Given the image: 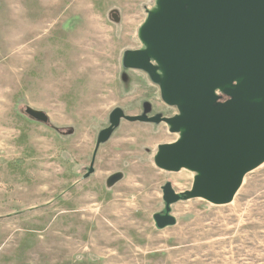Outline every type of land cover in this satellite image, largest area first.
Segmentation results:
<instances>
[{"label":"rangeland","instance_id":"1","mask_svg":"<svg viewBox=\"0 0 264 264\" xmlns=\"http://www.w3.org/2000/svg\"><path fill=\"white\" fill-rule=\"evenodd\" d=\"M157 7L158 0H0V162L40 187L52 183L53 164L44 161L57 157L72 179L62 176L61 189L74 182L61 195L40 188L35 195L28 186L13 209L0 210V264H264V161L243 176L231 201L184 197L169 205L174 223L161 228L154 216L165 213L163 187L186 196L195 176L156 165L159 146L180 138L166 122L121 119L83 178L113 110L179 114L164 100L155 60L157 81L123 61L146 49L139 29ZM216 94L225 98L222 89ZM27 106L47 122L28 116ZM35 159L39 174L29 167ZM115 173L120 179L108 185ZM11 187L0 183V191ZM34 197L18 208L19 199ZM21 229L24 237L13 235Z\"/></svg>","mask_w":264,"mask_h":264},{"label":"water","instance_id":"2","mask_svg":"<svg viewBox=\"0 0 264 264\" xmlns=\"http://www.w3.org/2000/svg\"><path fill=\"white\" fill-rule=\"evenodd\" d=\"M139 34L146 49L128 51L124 65L143 69L157 81L155 60L163 71L164 100L178 104L179 114L129 116L115 109L95 150L121 119L163 121L180 132L176 141L159 146L155 163L171 171L186 168L195 176L186 196L169 183L163 187L165 213L154 216L161 228L174 223L169 205L184 197L231 201L243 176L264 161V0H158ZM26 113L48 120L29 106ZM92 172L93 160L83 177ZM120 177L112 174L107 184Z\"/></svg>","mask_w":264,"mask_h":264},{"label":"crops","instance_id":"3","mask_svg":"<svg viewBox=\"0 0 264 264\" xmlns=\"http://www.w3.org/2000/svg\"><path fill=\"white\" fill-rule=\"evenodd\" d=\"M27 139L31 140L32 139V136H29V134L26 133V139L25 140H27ZM98 148H99V146H98ZM98 148L95 150V153H93V155H92L91 161L93 160V167H94L95 157H96ZM46 157L47 156L44 155V158L45 159H47ZM54 159L55 160H48L47 159V160L44 161L46 163H49L50 162L54 166V167L52 166V168H51V181H52V183H49L48 186H43L42 185L40 187H39L38 184L35 185L33 182L31 183L29 181V179H27L26 173L24 172V170H20L19 172H17V171L14 170V168H10L9 167V164H11V163H6V160L0 162V183L1 184H4V185L7 184L10 187L12 185L10 192L0 191V210H3V209H13L14 207H11L10 204L17 197L24 198L23 197L24 192H26L27 189H28V186H31V185L33 187H35L34 188L35 189L34 190L35 195H37L39 193H42V192L45 193V192H48V191L51 194H53L54 192H56V194H59V195L69 193V191L72 190L73 187H74V185H73L74 182H71L69 184V186L65 187V189H63V190L61 189V187L66 186V182H64L63 180H61V177L62 176H64V177L66 176V178L68 179V181L72 180L71 179L70 172L67 173V171H66V165L67 164L64 163L60 158H57L56 157ZM37 162H38V160H36V159L31 161V163H35V164ZM35 164L32 165V166H29V167L31 168V171H35L36 173L39 174V172L41 171V166H39V165H41V163L39 161L38 164H36V165ZM48 171H50V170H48ZM20 173H22V177H21ZM91 174H89V176ZM4 176L8 177L9 180H15L16 179V182L14 184H12L11 181L9 183H6V180H5V177ZM83 178H87V177H83ZM48 182H50V180L47 181V183ZM47 183H46V180L44 179V185L47 184ZM38 188L42 189V192ZM19 200H20L21 207H18V208L21 209V208H23V206L28 207V204H30L32 202L34 203L35 201H37V198L34 197V198H32L30 200H26V201H23L21 199H19ZM63 208H67V207H63ZM20 224H21L20 227L23 228L24 225H25V221L23 220L22 222H20ZM18 234L20 235V237H24L25 236L23 234L22 229L19 230L17 233L14 232L13 235H15L17 237ZM13 235L12 236L10 235L9 237H11L12 239H14L13 238ZM2 238H4V240L6 241V237H2ZM12 239L9 238L7 240V242L12 241V243H13V240ZM22 250L23 249L19 250L20 253H22ZM16 256L18 258H20L22 256V254H19V255H16ZM35 260L36 259H34V263L33 264H35Z\"/></svg>","mask_w":264,"mask_h":264}]
</instances>
